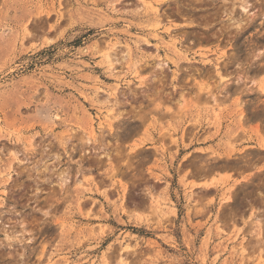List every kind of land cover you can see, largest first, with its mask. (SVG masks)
<instances>
[{
	"label": "rangeland",
	"instance_id": "1",
	"mask_svg": "<svg viewBox=\"0 0 264 264\" xmlns=\"http://www.w3.org/2000/svg\"><path fill=\"white\" fill-rule=\"evenodd\" d=\"M254 144L264 0H0V264H264Z\"/></svg>",
	"mask_w": 264,
	"mask_h": 264
},
{
	"label": "crops",
	"instance_id": "2",
	"mask_svg": "<svg viewBox=\"0 0 264 264\" xmlns=\"http://www.w3.org/2000/svg\"><path fill=\"white\" fill-rule=\"evenodd\" d=\"M254 146V148H256V149H258L259 151H261V152H264V148H261L258 144H254L253 145ZM245 173H240L238 176H237V178L240 180V181H245ZM198 184H206V183H208L209 182V179L206 181V178L205 177H202V178H200L198 181ZM131 208V207H130ZM132 209V208H131ZM261 210V209H260ZM176 212H177V216L179 217V215H188V214H190L188 211H185L184 210V212L183 211H181L180 210V208H178V207H176ZM250 213H251V209H249L248 211H247V217L250 215ZM191 215H193V216H195V215H199V213L198 212H196V210H193L192 211V214ZM206 215H208V213L206 214ZM262 218V212L260 211V212H258V210H256V213H255V215H254V219H261ZM184 223H185V225L186 226H188L189 225V219L188 218H185L184 217ZM171 221H172V224H174V222L176 223V219H175V217L174 216H172V219H171ZM198 221H200V222H205L206 221V217L203 215L202 217H199V216H197V217H194V219L192 220V224L193 225H197V222ZM165 224V223H164ZM179 225H182V220L178 223ZM198 226H199V224H198Z\"/></svg>",
	"mask_w": 264,
	"mask_h": 264
}]
</instances>
